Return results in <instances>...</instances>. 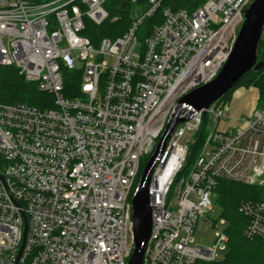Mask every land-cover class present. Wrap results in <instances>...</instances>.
I'll use <instances>...</instances> for the list:
<instances>
[{"label":"built area","instance_id":"obj_1","mask_svg":"<svg viewBox=\"0 0 264 264\" xmlns=\"http://www.w3.org/2000/svg\"><path fill=\"white\" fill-rule=\"evenodd\" d=\"M106 1L0 0V66L43 94L41 106L0 100V264H127L141 158L179 98L217 75L252 0H203L191 11L145 0L125 32L102 37ZM204 116L212 129L187 164ZM226 117L219 99L170 135L148 186L142 264L213 262L227 244L225 230L214 246L189 242L218 178L261 182L264 97L241 126L218 129ZM238 211L243 235L264 241V201L241 200Z\"/></svg>","mask_w":264,"mask_h":264},{"label":"trees","instance_id":"obj_2","mask_svg":"<svg viewBox=\"0 0 264 264\" xmlns=\"http://www.w3.org/2000/svg\"><path fill=\"white\" fill-rule=\"evenodd\" d=\"M144 3L145 0H139ZM116 4V10L125 13L118 17L116 21H111L112 12L108 11V18L100 25L106 26L99 34L109 37H115L125 32L131 23L129 0H107ZM203 0H163L162 7H169L172 10L186 8L193 10L198 7ZM129 5V7H126ZM160 21V14L157 13L145 20L138 31L140 39L145 37L151 31L152 25ZM146 23V24H145ZM257 61L264 62V31L259 40L257 48ZM264 68L259 70H250L245 73L234 86L220 99V102L226 103L232 92L239 88L255 87L259 91L257 107L264 97ZM70 85L65 83V93L70 95L67 90ZM43 94L39 93L36 85L25 82L23 77L19 76L17 70L13 67L0 66V100L5 103H32L41 106ZM207 116L203 117L199 130L193 136V142L188 146V162L193 159L198 152L201 142L204 138L205 123ZM147 157V156H146ZM187 168V167H186ZM186 168L182 171H186ZM142 167H140L139 173ZM264 186V185H263ZM217 202L221 207V216L225 219L227 226L225 233L228 236L227 252L221 260L213 262L197 261L195 264H264V241L258 237L247 238L243 235V229L246 225L245 217L239 213L238 205L241 200H260L264 201V187L260 184H245L223 178L216 180V186L213 190Z\"/></svg>","mask_w":264,"mask_h":264},{"label":"water","instance_id":"obj_3","mask_svg":"<svg viewBox=\"0 0 264 264\" xmlns=\"http://www.w3.org/2000/svg\"><path fill=\"white\" fill-rule=\"evenodd\" d=\"M243 17L227 60L212 80L179 98L152 154L140 172L130 199L133 249L127 264H142L143 251L151 228L148 186L152 172L175 127L189 119L192 111L206 109L221 99L245 73L264 68V62L257 61V48L264 31V0H252L243 11Z\"/></svg>","mask_w":264,"mask_h":264},{"label":"rangeland","instance_id":"obj_4","mask_svg":"<svg viewBox=\"0 0 264 264\" xmlns=\"http://www.w3.org/2000/svg\"><path fill=\"white\" fill-rule=\"evenodd\" d=\"M130 3V1H129ZM126 7H129V5H127ZM141 1H139L137 4H131L130 3V18L135 19L136 17H139L140 12H141ZM139 9V10H137ZM106 10L107 11H111L112 12V18L111 21L117 19L118 17L123 16V13H120L119 11L116 10V4L108 2L106 4ZM131 20V19H130ZM132 21V20H131ZM146 24V23H145ZM104 27L106 26H98L96 27V30L99 31L103 30ZM105 29V28H104ZM102 35V34H101ZM100 35V36H101ZM102 37H109V36H104L102 35ZM226 105H228V103L226 102ZM213 124L211 123L210 119H207V122L205 123V130L206 132H208L209 130L212 129ZM149 156L147 157H142L141 158V167L143 168L145 163L147 162ZM189 167L186 168V170ZM188 174V171L182 173L180 175V179L182 178H186ZM261 182H258L256 184H260L262 187H264V175L261 177V179L259 180ZM180 182L177 183L176 188H178ZM210 201H211V208L210 210L205 211L204 216L201 218V220L199 221V225L197 227V230L194 231L193 235L190 237V242L189 245L190 246H196V245H202V246H214L215 245V241L217 239V232L221 233V231H224L226 229L227 223H220V221L224 218H222L221 216V207L220 204L217 202V198L216 195L214 194V192L211 194L210 196ZM225 220V219H224ZM128 242L131 243V237L130 235L128 236ZM217 255H216V260H221L225 253L227 252V244L225 245V247L223 249L219 248L216 250Z\"/></svg>","mask_w":264,"mask_h":264},{"label":"crops","instance_id":"obj_5","mask_svg":"<svg viewBox=\"0 0 264 264\" xmlns=\"http://www.w3.org/2000/svg\"><path fill=\"white\" fill-rule=\"evenodd\" d=\"M259 91L255 87H239L235 89L227 100V117L220 119L217 128L220 130L239 127L257 107Z\"/></svg>","mask_w":264,"mask_h":264}]
</instances>
